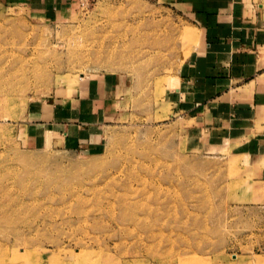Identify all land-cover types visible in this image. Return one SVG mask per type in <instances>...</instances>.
I'll list each match as a JSON object with an SVG mask.
<instances>
[{"label":"rangeland","instance_id":"374dc122","mask_svg":"<svg viewBox=\"0 0 264 264\" xmlns=\"http://www.w3.org/2000/svg\"><path fill=\"white\" fill-rule=\"evenodd\" d=\"M234 1L264 25V0ZM180 2L0 0V264H264V158L195 152L176 124L200 39ZM104 73L129 88L95 152L29 144L30 103Z\"/></svg>","mask_w":264,"mask_h":264},{"label":"crops","instance_id":"0c3cea01","mask_svg":"<svg viewBox=\"0 0 264 264\" xmlns=\"http://www.w3.org/2000/svg\"><path fill=\"white\" fill-rule=\"evenodd\" d=\"M14 1L57 17L75 0ZM181 1L200 28L198 46L171 91L186 147L201 154L230 149L256 165L264 158V25L248 18L234 0ZM81 78L69 91L61 89L28 105L18 128L31 146L84 154L103 144L107 123L129 88L128 78L118 73ZM258 178L264 202V170Z\"/></svg>","mask_w":264,"mask_h":264}]
</instances>
